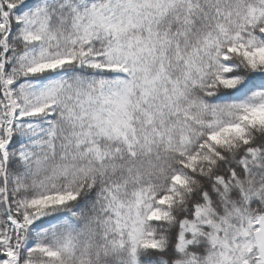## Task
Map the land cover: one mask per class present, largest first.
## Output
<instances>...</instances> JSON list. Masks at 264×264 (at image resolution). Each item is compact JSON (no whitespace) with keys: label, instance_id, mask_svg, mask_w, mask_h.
I'll use <instances>...</instances> for the list:
<instances>
[{"label":"snow or ice","instance_id":"6c2138e0","mask_svg":"<svg viewBox=\"0 0 264 264\" xmlns=\"http://www.w3.org/2000/svg\"><path fill=\"white\" fill-rule=\"evenodd\" d=\"M0 264H264V0H0Z\"/></svg>","mask_w":264,"mask_h":264}]
</instances>
